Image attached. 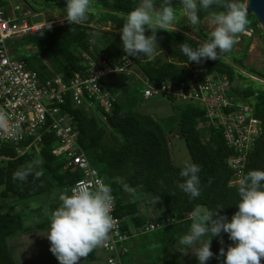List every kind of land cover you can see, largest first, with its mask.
Segmentation results:
<instances>
[{
	"label": "trees",
	"instance_id": "trees-1",
	"mask_svg": "<svg viewBox=\"0 0 264 264\" xmlns=\"http://www.w3.org/2000/svg\"><path fill=\"white\" fill-rule=\"evenodd\" d=\"M23 2L31 4L38 12H41L42 5L51 4L56 12L63 15L58 8L64 7L65 0H53V3L52 0ZM138 3L139 0H92L87 18L81 24L71 25L61 21L25 35L20 41L27 37L29 44L36 48L30 56L24 57L28 66L36 70L42 79L51 75L49 68L65 76L72 75L74 71H83L85 63L81 57L82 52H90V48L106 52L105 43L109 37H115L116 42L122 44L119 32L115 30H119L124 14ZM154 3L159 5L161 0H154ZM172 4L181 6V0H172ZM94 8L103 10L101 14L110 18V24L106 21L107 28L96 25L95 22L101 21V16L95 19ZM213 9L221 10L216 5ZM208 14V10H201L200 19L208 17ZM246 28L251 27L247 25ZM150 31L146 29L145 35ZM156 35L161 52L139 61L143 78L155 82L171 81L175 87L186 79L187 64L202 66L208 72L223 77L229 83V93L235 95L237 100L253 106L254 115L262 121V134L248 153L243 175L249 170L264 169V89H255L252 84H245L240 88L234 82L237 77L245 78V75L222 59L204 60L201 64L187 62V57L180 51V44L187 42L196 46L201 42L199 39L177 30H157ZM248 44L249 41L246 42L244 55ZM158 52L159 49L156 50ZM163 52L172 56L173 60H164ZM112 54L114 56L108 53L114 58L124 52L118 50ZM244 55L234 56V62L245 67ZM247 69L250 74L264 79L263 72L252 67ZM173 102L182 104L177 110L176 135L185 141L190 155L187 163L194 162L201 166V191L194 198H189L178 187V182L184 179L179 176V172L186 163L175 164L170 152L168 132L160 121L137 110L124 111L117 99L111 110L105 113V120L101 121L85 108L73 107L66 98L64 108L73 116L77 126L79 146L104 182L111 186L115 197L114 215L122 219V227L130 235L124 243L128 247L126 264H183L185 253L182 254L176 247L179 236L191 223L187 213L197 206L209 209L222 206L217 210L218 213L230 217L236 210L238 183H232L235 170L227 163L228 157L236 151L226 144L222 129L201 126L205 120V111L200 106L189 102ZM56 143L52 133L45 134L39 155H19L14 147L1 145L0 153L5 158L0 159V195L11 196L19 203L24 201V207L29 208L28 202L31 199L51 194L56 189L60 192L71 189L75 181L81 178V173L64 168L66 158L52 153ZM34 160L41 161L34 169V172H42L40 176L30 174L25 181L13 179V173L18 167ZM117 177L124 178V182L133 191H125L121 183L117 182ZM157 197V201L163 204L165 215L145 216L139 209V204L156 200ZM163 217H173L174 220L158 230L143 231L145 224ZM48 223L49 220L39 222L35 229L47 228ZM32 231L30 226L24 225V218L20 213L0 210V264H16L10 252L8 238ZM221 238L223 243L220 242ZM231 243L233 242L228 239L227 233L222 232L219 237H212L211 250L216 255L206 261V264H223V255L218 250L221 247L226 249ZM90 253L94 256V250L89 255ZM194 262L199 264L197 260ZM261 264H264V258H261Z\"/></svg>",
	"mask_w": 264,
	"mask_h": 264
},
{
	"label": "built area",
	"instance_id": "built-area-1",
	"mask_svg": "<svg viewBox=\"0 0 264 264\" xmlns=\"http://www.w3.org/2000/svg\"><path fill=\"white\" fill-rule=\"evenodd\" d=\"M40 16L41 12L31 4L0 0V112L7 116L0 124V147H14L19 155L26 152L39 155L43 137L52 133L57 142L52 153L66 158L64 168L81 173L72 187L81 183L94 184L98 180L104 182L81 150L77 126L64 105L68 98L73 107L85 108L104 121L116 97L104 85L103 77L113 72L130 71L134 61L130 57L126 59L125 54L113 58L103 50L90 48V52L81 53L85 63L83 71L65 76L49 68L51 75L42 79L25 58L12 56L11 43V40H22L25 35L40 31L47 24L52 26L62 21V18H55L33 22ZM186 68V79L175 87L171 81L142 78L143 97H165L200 106L205 111L201 126L222 129L226 144L236 151L228 157L227 163L235 170L232 183H238L248 153L262 134V121L254 115L253 106L229 93V83L223 77L195 64H187ZM4 158L0 153V159ZM114 209L111 214L115 225L109 233L110 241L104 242L103 248L107 252V264H123L122 257L128 251L124 243L130 235L124 231L122 219L114 215ZM173 220V217H163L150 221L143 226V231L158 230Z\"/></svg>",
	"mask_w": 264,
	"mask_h": 264
},
{
	"label": "clouds",
	"instance_id": "clouds-1",
	"mask_svg": "<svg viewBox=\"0 0 264 264\" xmlns=\"http://www.w3.org/2000/svg\"><path fill=\"white\" fill-rule=\"evenodd\" d=\"M91 3L92 0H65L64 7L58 8L62 11L63 22L81 24L87 18ZM171 5L172 0H161L157 8L154 0H139L124 14L119 35L126 59L155 56L157 49L160 54L157 30L172 31L176 28L177 13ZM214 5L221 10H214ZM246 6L247 0H181L180 12L191 25H199L201 10H208L211 26L207 38L196 46L187 42L180 44V51L187 57V62L201 64L204 60H217L218 50H230L238 38L237 34L246 31ZM146 29L151 30L147 35ZM6 120V114L0 112V124ZM39 164L41 161L34 160L21 165L14 171L13 179L25 181L30 174L40 176L41 171L34 172ZM200 168L193 162L180 169L179 176L184 179L178 182V187L189 198L200 195ZM116 180L125 191H133L124 178L117 177ZM237 192L236 210L230 217L218 213L222 206L214 209L197 206L190 210L187 216L191 223L179 236L176 249L182 254L191 251L199 264H206L216 255L211 250L212 237H219L223 232L233 242L226 249L221 247L218 250L223 255V264H261V258H264V169L249 170L242 175ZM59 201L58 206L50 211L48 227L43 235L59 264H76L108 238L115 225L111 214L115 197L111 186L98 180L94 184L81 183L64 189L59 194ZM220 242L223 243L222 238Z\"/></svg>",
	"mask_w": 264,
	"mask_h": 264
},
{
	"label": "rangeland",
	"instance_id": "rangeland-1",
	"mask_svg": "<svg viewBox=\"0 0 264 264\" xmlns=\"http://www.w3.org/2000/svg\"><path fill=\"white\" fill-rule=\"evenodd\" d=\"M14 1L17 3L23 2V0ZM160 5L161 4L156 5V7L158 8ZM171 6L177 13L176 19L174 21V26H176V28L174 30L185 33L191 37L199 39L200 41L207 38L209 32L211 31V26L208 23V17L203 18L199 25H191L187 17L180 12V5L172 4ZM40 10L41 16L34 18L33 22L62 18V15L59 12H56L55 7L51 4L42 5ZM93 11L96 15L95 19L101 16V21L95 22L96 25H102L107 28V26H105L106 21L109 24L111 22L108 15H102L101 11L103 10L100 9L94 8ZM247 18V25L251 28H246V31L237 34L238 38L230 50H218V58L233 65L235 69L245 75V78L237 77L236 81L234 82L240 88L244 87L245 84H252L253 88L255 89H264V79L257 75L250 74L247 69L252 67L256 71L264 73V29L253 14H247ZM115 32H119V30L117 29ZM26 38H24L23 41L11 40L13 45L12 56L24 58L30 56V53L36 51V48L32 46L33 44H29ZM115 39V37H109L105 43V49H107L106 52L111 56H114L112 54L113 52L123 50L119 42H116ZM247 41H249V44L244 55ZM163 53L164 60H173L172 56L166 54V52ZM158 54L159 52L156 53V55ZM242 54L244 55L243 64L246 68L239 66L233 60L234 56L240 57ZM132 58L136 63L133 64L130 71L113 72L111 74H107L105 77H103L104 85L115 95L124 111L137 110L142 113L150 114L163 124L166 131L168 132L167 136L169 140L170 152L176 165H183L189 162L190 155L188 153L185 141L182 137L176 135L178 133L176 125L178 115L177 110H179L178 108L182 104L170 101L165 97L144 99L143 76L141 75V69L138 64L140 60H144V57ZM26 153L30 154V152ZM59 194L60 190L56 189L52 191L51 194L48 193L46 195L37 197L34 202H28L29 208L24 207V201L19 203L18 201L16 202L11 196L4 197L0 195V210H9L17 214L20 213V215H22L24 218V225L30 226L33 230L32 232L24 234L22 237L15 236L13 238H8L10 252L16 264H59L55 256L49 250V241L47 240L46 236L43 235L46 228L35 229V225L37 223L49 220L50 211L55 209L60 203ZM29 209H31V211ZM33 209L34 211H32ZM139 209L147 217H151L153 215L160 217L165 215L163 204L157 200H152L148 203L141 202L139 204ZM14 240L16 241L11 242ZM109 241L110 238L108 236L104 242ZM103 243L92 249L94 250V256L90 253V255L88 254L86 257H81L76 262V264H107V252L103 248ZM126 258V255L122 257V261L125 264ZM194 260H196V257L191 251L185 253V256L182 258L183 264H197V262H194ZM160 264L167 263L161 262Z\"/></svg>",
	"mask_w": 264,
	"mask_h": 264
},
{
	"label": "water",
	"instance_id": "water-1",
	"mask_svg": "<svg viewBox=\"0 0 264 264\" xmlns=\"http://www.w3.org/2000/svg\"><path fill=\"white\" fill-rule=\"evenodd\" d=\"M247 13L255 16L264 29V0H247Z\"/></svg>",
	"mask_w": 264,
	"mask_h": 264
},
{
	"label": "crops",
	"instance_id": "crops-1",
	"mask_svg": "<svg viewBox=\"0 0 264 264\" xmlns=\"http://www.w3.org/2000/svg\"><path fill=\"white\" fill-rule=\"evenodd\" d=\"M36 200V198H34V199H31L30 201H32V202H34ZM30 204V203H29ZM36 209H38V208H36ZM24 234H21V235H18V236H23ZM16 240H14V241H11V242H15Z\"/></svg>",
	"mask_w": 264,
	"mask_h": 264
}]
</instances>
